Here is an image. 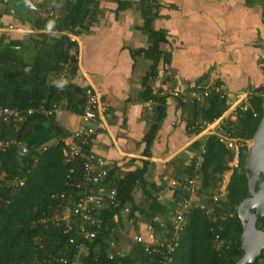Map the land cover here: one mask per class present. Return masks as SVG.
Returning <instances> with one entry per match:
<instances>
[{"label":"crops","instance_id":"0c3cea01","mask_svg":"<svg viewBox=\"0 0 264 264\" xmlns=\"http://www.w3.org/2000/svg\"><path fill=\"white\" fill-rule=\"evenodd\" d=\"M27 1L25 5L23 0H0V46L12 47L31 65L33 40L57 31L46 23L63 19L70 0ZM121 1L130 6L120 10L116 1L101 0L92 5L83 26H75L79 28L80 62L71 86L80 95V106L85 89L91 85L108 107L99 121L93 154L103 158L118 178L147 164L146 192L156 197L171 217L179 209L171 183L187 178V167L207 138L194 133L203 120L206 102L182 104L169 95L165 117L158 123L147 153L145 138L154 122L155 108L151 114L147 103L152 101L143 97V79L153 62L137 51L149 48L152 42L143 31L139 0ZM156 4L152 28L165 36L160 50L166 60L161 59L157 77L149 82L155 92L178 91L186 96L196 88L224 83L232 101L238 92L264 85V0H156ZM37 23L42 26L37 28ZM28 118L37 119L28 142L20 145L22 155L54 146L62 137L68 139L81 125L80 114L68 108L50 119ZM231 175L225 173L226 184ZM134 199L144 234V224L149 222L141 211L148 209V198L137 188ZM115 232L121 242L125 241L119 227Z\"/></svg>","mask_w":264,"mask_h":264},{"label":"trees","instance_id":"16d2710c","mask_svg":"<svg viewBox=\"0 0 264 264\" xmlns=\"http://www.w3.org/2000/svg\"><path fill=\"white\" fill-rule=\"evenodd\" d=\"M100 1L70 0L67 15L57 20L55 24L49 22L46 25L57 31L67 27L83 26L91 14L92 5L97 6ZM114 1L119 4L120 10L130 6V3H124L121 0ZM138 9L141 10L145 20L143 31L152 42L149 48L137 51L138 55L153 62L151 70L143 79L144 100L155 104L154 122L145 138L148 153L158 129V123L165 117L170 97L161 90L158 93L155 92L149 84L150 80L157 77V67L161 59L166 60V55L160 50V44L165 41V36L152 28L158 5L156 0H139ZM36 26L40 28L42 23H37ZM32 43L35 56L31 65L24 61L23 54H19L12 47L0 46V106L25 111L43 104L50 105L64 101L68 109L81 114L82 105L80 106L78 101L80 95L73 90L71 83L65 87L64 97L59 94L58 75L62 65L68 60L70 47L68 39L58 41L47 34H40ZM29 66L30 71H26L25 69ZM219 84L222 83L194 90H205ZM253 91L250 109L246 112L238 110L237 120L227 121L225 124L232 138L241 141L243 146L240 148L239 167L233 170L225 193L222 195L219 189L224 182L225 173L230 171L229 164L233 161L234 152L218 136L204 139L205 154L200 171L202 189L199 198L212 204L213 196L218 195L220 198L215 205V215H224L226 218L220 220L218 217L216 223L212 224L203 210H193L187 217V224L181 233L179 247L172 264H236L242 256L240 244L243 227L234 208L248 197V179L245 175L248 150L246 142H249L256 133L263 116L264 96L260 93L264 92V85ZM227 100L228 97L221 99L217 95L208 99L203 108L202 122L212 123L219 119L228 108ZM34 119L37 118H27L18 125L0 123V136L18 143L0 153V264H33L37 261V257L43 259L49 256L64 259L66 264L149 263L151 257L145 254L141 246L134 245L129 252L124 251L123 248V250L117 249L119 238L115 232L123 225L122 213L126 206L131 207L132 213L139 210L134 203V192L137 188L143 190L148 198V209L141 212L145 213L146 220L153 226L156 234L166 237V232H169L171 228L168 210L158 202L156 197L146 192L147 182L144 175L147 164H144L141 170L126 173L123 178L115 177L114 171L110 172L107 181L113 184L112 187L117 192V205L101 211L103 230L90 247V253L87 256L80 259L78 257L77 245L82 239L78 234L77 220H71L72 231L68 235H63L61 230L51 223L37 224L33 227L34 221L54 213H61L66 209L67 206L54 200L53 195L67 194L68 207H72L77 197V190L74 182L69 181V177H78L81 173L79 163H66L64 137L56 146H51L46 151L30 150L26 155L21 154L20 145L28 142ZM202 122L194 129V133L201 131ZM36 160L37 163H34ZM193 163L195 162H191L187 167V178L191 176ZM71 170L74 172L71 173ZM3 172L8 176L6 180L1 177ZM16 177L25 179V184L18 191L11 192L7 184L9 180ZM207 192L212 196L210 195L206 201L203 196ZM184 194L181 188L175 190L177 199ZM257 227L264 231V221L259 220ZM218 228L222 230L219 232L220 239L217 240ZM111 243L115 244L113 248ZM97 246L100 247L99 251H95ZM117 251H121L124 256H118ZM109 254H115L114 258L110 259ZM155 264H158L156 260ZM255 264H264V250Z\"/></svg>","mask_w":264,"mask_h":264},{"label":"built area","instance_id":"2783aa9c","mask_svg":"<svg viewBox=\"0 0 264 264\" xmlns=\"http://www.w3.org/2000/svg\"><path fill=\"white\" fill-rule=\"evenodd\" d=\"M52 14V12L49 13L50 16ZM78 32V27H67L64 30L48 32L50 38L58 41L66 38L70 44L68 60L62 65L61 72L58 75L59 94L61 97H64L63 91L71 83L80 62ZM166 94L176 99L177 103L182 104L190 102L201 104L215 95L220 96L221 99L228 97V108L225 113L212 123L202 122V129L197 135L205 134L206 137L218 136L227 144H230L234 152V157L233 161L229 164V172L233 173V170L239 167V154L243 143L238 139L232 138L228 132V126L226 127L225 124L227 121L233 122L237 120L238 110L246 112L250 109V99L254 95V91L250 89L242 90L233 97L232 101L229 100V89L223 83L205 90H193L186 96L178 91H170ZM260 94L264 96V92ZM81 105L80 127L68 139H63L66 163H79L80 165L81 173L79 176L69 177V181H73L75 184L77 197L73 201L72 207H68L69 198L67 194L61 193L53 195L52 198L54 200L59 201L61 205L67 206L66 209L61 213H54L33 222V227L37 224L51 223L61 230L63 235H68L72 231L71 220H77L79 223L78 234L82 239L81 243L77 245L79 259L90 253V247L95 243L103 230V221L100 216L101 211L117 205V192L112 187L113 184L107 181L111 168L103 158L94 155L92 152L95 136L99 130V121L105 117L108 107L102 100V94L91 85L85 89ZM147 106L149 112L152 114L154 105L152 102H148ZM67 108V104L64 101L62 103H51L50 105L43 104L36 108H29L26 111L0 106V123L5 125H18L23 119L28 117L52 118L62 110H67ZM15 144V141L7 140L0 136V153L5 152ZM246 145L248 146V142H246ZM48 148L46 146L42 151H46ZM204 154L205 147L203 145L194 156L195 163H193L191 176L185 179L183 183L177 181L171 183L175 190L181 188L185 194L177 203L179 209L170 217L171 228L169 232H166V237L158 236L150 223L144 224L143 234L141 232V225L138 222L141 218L140 213L138 211L132 213L129 205L125 207L122 215L124 221L131 226L130 238L135 246H141L145 254L151 257V261L147 264H155V260L158 264L173 263L174 256L179 247L181 233L185 230L187 224V217L193 210H203L212 224L216 223L218 217L220 220L226 218L224 215H215V205L220 198H218V195L213 196L212 204H208L199 198V193L202 189V176L200 171L204 161ZM34 163H37V160ZM73 172L74 170H71V173ZM6 178H8L6 173H2V179L6 180ZM9 181L7 185L11 188V192L18 191L25 184V179L19 177ZM226 186V182L220 186L219 192L221 195L225 193ZM212 229L214 230L213 226ZM221 230V228H218L216 231L217 240L220 239L219 232ZM71 242L73 243V240ZM114 246L115 244L111 243V247L113 248ZM99 249L100 247L97 246L95 251H99ZM117 255L124 256L121 251H117ZM114 256L115 254H109L110 259H113ZM36 260L33 264H66L64 259H58L53 256L43 259L37 257Z\"/></svg>","mask_w":264,"mask_h":264},{"label":"water","instance_id":"95a60500","mask_svg":"<svg viewBox=\"0 0 264 264\" xmlns=\"http://www.w3.org/2000/svg\"><path fill=\"white\" fill-rule=\"evenodd\" d=\"M23 2L28 3L27 0ZM248 143L245 165L248 197L234 208L243 227L242 256L236 264H255L264 250V231L257 227L259 220L264 221V109L258 129Z\"/></svg>","mask_w":264,"mask_h":264},{"label":"rangeland","instance_id":"374dc122","mask_svg":"<svg viewBox=\"0 0 264 264\" xmlns=\"http://www.w3.org/2000/svg\"><path fill=\"white\" fill-rule=\"evenodd\" d=\"M248 145H249V143H248ZM224 179H225V177H224ZM222 183H224V182H222ZM210 195L211 194H208V192L203 196V198H204V200H208V198L210 197ZM212 196V195H211ZM203 200V199H202ZM131 226L129 225V224H125L124 223V226L123 225H121L120 227H119V232H121L122 234L120 235V237L122 238V239H124L125 241H123V242H121L120 241V239H119V241H118V243H117V249H119V250H123L124 249V251H126V249L128 248V247H134V244H133V242H132V239L130 238V233H131ZM132 247V248H133ZM123 248V249H122Z\"/></svg>","mask_w":264,"mask_h":264}]
</instances>
